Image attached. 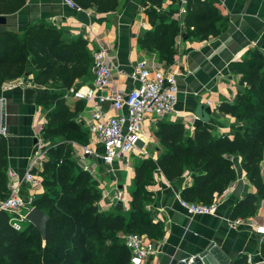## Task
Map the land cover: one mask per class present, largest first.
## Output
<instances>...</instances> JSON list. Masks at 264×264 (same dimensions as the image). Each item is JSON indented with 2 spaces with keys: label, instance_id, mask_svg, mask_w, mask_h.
Here are the masks:
<instances>
[{
  "label": "trees",
  "instance_id": "trees-1",
  "mask_svg": "<svg viewBox=\"0 0 264 264\" xmlns=\"http://www.w3.org/2000/svg\"><path fill=\"white\" fill-rule=\"evenodd\" d=\"M72 1L77 8L98 14L115 11L120 2ZM146 1L150 8L145 13L152 29L139 37V46L170 64L180 28L167 15L160 17L158 9L163 0ZM24 5L25 0H0V15L15 14ZM202 19L192 14L186 18L187 29L193 26L188 36L204 40L218 34L212 23L201 25ZM87 46L83 37L66 40L61 30L45 23L29 25L20 34L0 32V88L27 74L34 75L36 86L52 85V89L37 94L34 102L48 111L41 132L48 143L46 161L40 171H33L41 179L43 192L31 203L47 217L44 236L30 223L22 231H15L9 224V214L1 211L0 264H130L122 235L138 234L149 241L164 236L162 226L154 224L145 209L153 202L147 188L153 183L155 170L171 183L190 175L192 184L181 191V200L209 205L236 181L232 158H240L247 179L264 198L259 168L264 160V57L253 52L248 60L229 65L232 73L241 75V91L233 104L219 107L221 113L240 124L234 137H213L202 126L188 135L180 123H158L156 137L164 150L157 162L145 160L135 167L130 210L100 212L97 183L73 159L71 143L86 145L88 135L75 121L76 110L72 111L63 99L68 89L93 81V59ZM7 152V140L0 135V201L8 197ZM256 201L248 195L236 205L232 217L252 216ZM262 255L264 258V251ZM231 264H248V258L243 256Z\"/></svg>",
  "mask_w": 264,
  "mask_h": 264
},
{
  "label": "crops",
  "instance_id": "crops-1",
  "mask_svg": "<svg viewBox=\"0 0 264 264\" xmlns=\"http://www.w3.org/2000/svg\"><path fill=\"white\" fill-rule=\"evenodd\" d=\"M149 8L150 4L146 0H120L116 10L110 13L98 14L80 9L89 20L87 25L78 21V13L81 11L71 9L62 0H25V5L15 14L0 15L6 18V25L0 26V32L13 31L20 34L29 25L45 23L61 30L66 40L83 37L91 54L99 44H103L110 51L109 63L112 66V77L104 94L111 90L125 94L130 92L134 85L129 76L140 59H145L155 71L176 74L179 116L147 119L137 149L111 165L103 163V150L94 143V136L89 134L84 125L89 104L66 97L65 92V104L72 111L76 110L75 121L88 135L86 145L71 143L73 159L81 169L86 166L89 169L87 173L97 183L101 194L98 207L102 213H126L130 210L135 167L145 160L157 162L164 150L156 137L158 123H180L188 135L192 134L195 127L202 126L213 137L226 136L232 139L240 124L231 115L219 111L222 104H233L237 93L241 91V75L232 73L229 65L248 60L253 52L264 57V0H189L184 7L179 0H163L158 9L160 17L167 15V19L175 21L180 28L174 39L175 54L170 64L157 53L139 46V37L152 29L145 13ZM191 14L203 18L201 25L212 23L218 34L204 40L188 36L189 31L193 32V26L188 30L185 21ZM195 25L199 26L198 23ZM91 74L94 78L93 68ZM91 84H81L79 88ZM37 88L42 89L40 94L47 91L45 87ZM21 91L0 95L8 103L7 131L6 136H3L8 143L7 170L19 175H23L31 158L45 148V160L36 168L40 171L47 155L46 142L41 132L46 125L48 111L35 104H23ZM200 106L209 116L207 122L195 116ZM102 108L108 115H116L109 106ZM87 145L95 154L84 157L82 163H79L76 160V155H80L78 150ZM141 150H146L149 157H141ZM232 161L236 181L212 202L217 203V209L210 216L189 217L180 204L181 191L192 184L190 175L182 178L183 186L178 188L176 182L167 181L160 170L154 171L153 183L147 188L153 195V202L146 204L145 209L151 213L153 223L162 226L164 232L162 239L152 241L159 250L158 255L152 259L154 264H175L181 259L199 254L210 243L215 244L230 264L243 256L251 260L248 264L264 260V198L247 179L240 158H232ZM259 168L264 184V160ZM240 180L243 189L240 196L236 197L233 192ZM42 192L41 185L32 188L25 184L22 188L26 200ZM248 195L257 198L254 214L246 218H233L234 208ZM238 220L241 223L231 226Z\"/></svg>",
  "mask_w": 264,
  "mask_h": 264
},
{
  "label": "built area",
  "instance_id": "built-area-1",
  "mask_svg": "<svg viewBox=\"0 0 264 264\" xmlns=\"http://www.w3.org/2000/svg\"><path fill=\"white\" fill-rule=\"evenodd\" d=\"M71 9L81 11L72 0H62ZM182 7L189 0H179ZM206 1V0H205ZM110 51L99 44L92 52V68L94 78L92 84L87 87L67 90L66 97L82 100L89 104L88 116L84 119V125L90 135L94 136L96 145L102 150V161L105 165H111L115 160L131 154L137 149L144 122L149 119H164L169 116H179L178 86L174 72H162L153 70L145 59L135 63L129 78L134 85L128 93L120 91H108L104 94L112 77V66L109 63ZM29 85L22 78L5 83L2 92L13 91L17 88L24 90ZM109 106L116 115L110 116L102 107ZM2 136H6L5 132ZM93 145V143H92ZM76 160L82 163V159L94 155V151L87 145L80 147ZM141 157H149L146 150H141ZM45 160V151H41L31 158L23 175L15 171L6 170L8 197L0 201V212L9 214V224L17 232L22 231L29 222L26 219L34 195L27 200L23 197L22 188L25 184L35 188L41 185V179L33 173ZM81 165V164H80ZM83 171L89 169L82 166ZM182 208L187 216L214 215L217 203L209 205L191 204L180 200ZM241 221H236L231 226H237ZM264 240V232H263ZM124 246L130 252V264H154L152 259L158 255L157 245L146 239L145 236L129 234L123 237ZM248 262H251L249 259Z\"/></svg>",
  "mask_w": 264,
  "mask_h": 264
},
{
  "label": "water",
  "instance_id": "water-1",
  "mask_svg": "<svg viewBox=\"0 0 264 264\" xmlns=\"http://www.w3.org/2000/svg\"><path fill=\"white\" fill-rule=\"evenodd\" d=\"M146 5V4H145ZM78 21L82 24H88L89 20L84 12L78 13ZM6 25V18L0 16V26ZM37 97V92L31 88H26L23 90V104L33 105ZM7 106L8 103L5 99L0 98V135L7 131ZM195 116L203 122H207L209 119L208 114L204 111L203 107H199L196 111ZM36 142V140L34 141ZM184 180L181 179L176 182V186L181 188L183 186ZM243 189V182L240 180L235 187L233 194L239 197ZM27 221L37 228L40 233L44 236L45 224L47 218L44 214L38 211L35 207L31 208L27 215ZM175 264H230L229 259L215 246L214 243H210L204 250L199 254L181 259ZM251 264H264V260L260 259L257 263Z\"/></svg>",
  "mask_w": 264,
  "mask_h": 264
},
{
  "label": "rangeland",
  "instance_id": "rangeland-1",
  "mask_svg": "<svg viewBox=\"0 0 264 264\" xmlns=\"http://www.w3.org/2000/svg\"><path fill=\"white\" fill-rule=\"evenodd\" d=\"M24 81H26L27 83H28V85H29V87L28 88H32V89H34L38 94H40V90H42V89H38L37 87L38 86H36L35 85V83H34V75L33 74H27L26 76H24L23 78H22ZM50 87H47L46 89L48 90V89H52V85H49ZM44 88V87H43ZM44 90V89H43ZM16 91H20V92H22L21 91V89L20 88H17V89H15V90H13V91H9V92H2V90H1V88H0V95H2V94H5V95H7V93L8 94H10V93H13V92H16ZM6 138V137H5ZM38 144H40V141L38 142ZM46 146H48V143L46 142V144H45V147ZM45 148H43V150H44ZM126 235H122L121 236V238H122V241H123V237H125Z\"/></svg>",
  "mask_w": 264,
  "mask_h": 264
}]
</instances>
